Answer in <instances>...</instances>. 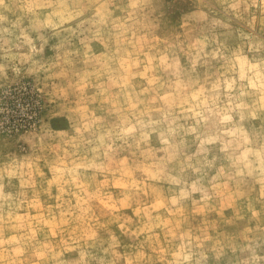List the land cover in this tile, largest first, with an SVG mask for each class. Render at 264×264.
<instances>
[{
  "label": "clouds",
  "instance_id": "clouds-1",
  "mask_svg": "<svg viewBox=\"0 0 264 264\" xmlns=\"http://www.w3.org/2000/svg\"><path fill=\"white\" fill-rule=\"evenodd\" d=\"M10 78L55 147L0 167V264H264V0H0Z\"/></svg>",
  "mask_w": 264,
  "mask_h": 264
},
{
  "label": "rangeland",
  "instance_id": "rangeland-1",
  "mask_svg": "<svg viewBox=\"0 0 264 264\" xmlns=\"http://www.w3.org/2000/svg\"><path fill=\"white\" fill-rule=\"evenodd\" d=\"M193 3L194 0H153L155 15L162 21V30L167 31L182 13L193 7ZM38 99L30 79L0 80V167L11 163L14 159L19 160L24 157L43 156L51 158L55 141L45 135L46 117L51 106L46 103L45 99H39V102ZM65 126L61 120H54L51 123V127L55 129ZM41 167L44 168L43 162ZM44 171L46 172L47 169L44 168ZM18 190L19 186L16 180H13L11 186L5 189L6 192L12 191L13 193ZM30 195L31 192H29ZM40 199L47 203H53L44 194H41ZM125 211L128 216H132L131 209ZM196 223L198 220H192L193 225ZM110 227L120 238L122 247L118 251L123 253L136 246L137 241L134 238L121 235L115 225ZM47 231L44 229L39 232L36 239L44 241ZM234 231L237 229H227L228 233ZM99 239H107L105 230H100ZM103 246L107 247V244ZM93 251L97 256L103 255L99 248ZM93 264L96 262L93 261ZM222 264H227V258Z\"/></svg>",
  "mask_w": 264,
  "mask_h": 264
}]
</instances>
